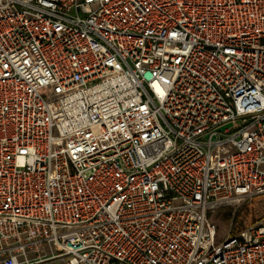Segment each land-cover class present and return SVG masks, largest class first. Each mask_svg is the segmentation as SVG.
I'll use <instances>...</instances> for the list:
<instances>
[{
    "label": "built area",
    "instance_id": "obj_1",
    "mask_svg": "<svg viewBox=\"0 0 264 264\" xmlns=\"http://www.w3.org/2000/svg\"><path fill=\"white\" fill-rule=\"evenodd\" d=\"M260 194L264 0H0V264H264Z\"/></svg>",
    "mask_w": 264,
    "mask_h": 264
},
{
    "label": "rangeland",
    "instance_id": "obj_2",
    "mask_svg": "<svg viewBox=\"0 0 264 264\" xmlns=\"http://www.w3.org/2000/svg\"><path fill=\"white\" fill-rule=\"evenodd\" d=\"M219 238L235 234L264 218V194L220 205L209 212Z\"/></svg>",
    "mask_w": 264,
    "mask_h": 264
},
{
    "label": "crops",
    "instance_id": "obj_3",
    "mask_svg": "<svg viewBox=\"0 0 264 264\" xmlns=\"http://www.w3.org/2000/svg\"><path fill=\"white\" fill-rule=\"evenodd\" d=\"M34 264H63V263L59 259L55 258V259H47Z\"/></svg>",
    "mask_w": 264,
    "mask_h": 264
},
{
    "label": "water",
    "instance_id": "obj_4",
    "mask_svg": "<svg viewBox=\"0 0 264 264\" xmlns=\"http://www.w3.org/2000/svg\"><path fill=\"white\" fill-rule=\"evenodd\" d=\"M223 128V127H222Z\"/></svg>",
    "mask_w": 264,
    "mask_h": 264
}]
</instances>
